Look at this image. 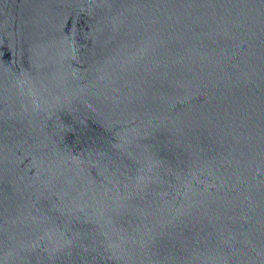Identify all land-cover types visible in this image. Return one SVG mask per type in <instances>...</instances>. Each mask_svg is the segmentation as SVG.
<instances>
[{
	"label": "water",
	"instance_id": "water-1",
	"mask_svg": "<svg viewBox=\"0 0 264 264\" xmlns=\"http://www.w3.org/2000/svg\"><path fill=\"white\" fill-rule=\"evenodd\" d=\"M0 264H264V0H0Z\"/></svg>",
	"mask_w": 264,
	"mask_h": 264
}]
</instances>
